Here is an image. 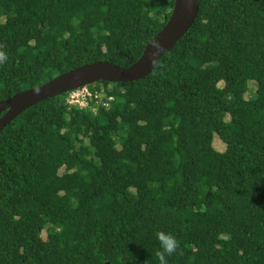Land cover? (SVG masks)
I'll use <instances>...</instances> for the list:
<instances>
[{
	"label": "trees",
	"instance_id": "16d2710c",
	"mask_svg": "<svg viewBox=\"0 0 264 264\" xmlns=\"http://www.w3.org/2000/svg\"><path fill=\"white\" fill-rule=\"evenodd\" d=\"M197 1L147 76L0 130V264H159L157 230L180 241L168 264H264V0ZM173 2L0 0V101L132 65Z\"/></svg>",
	"mask_w": 264,
	"mask_h": 264
},
{
	"label": "water",
	"instance_id": "95a60500",
	"mask_svg": "<svg viewBox=\"0 0 264 264\" xmlns=\"http://www.w3.org/2000/svg\"><path fill=\"white\" fill-rule=\"evenodd\" d=\"M198 12L197 0H174L162 29L144 47L132 65L120 68L107 62H95L70 70L34 89L19 92L0 101V130L27 108L51 97L97 82H130L147 76L163 53L190 28Z\"/></svg>",
	"mask_w": 264,
	"mask_h": 264
},
{
	"label": "clouds",
	"instance_id": "9594fccd",
	"mask_svg": "<svg viewBox=\"0 0 264 264\" xmlns=\"http://www.w3.org/2000/svg\"><path fill=\"white\" fill-rule=\"evenodd\" d=\"M7 59L6 53L0 51V64L4 63ZM156 240L159 243V249L156 251V256L159 259V264H168L167 256L179 251L180 241L177 236L164 230H157Z\"/></svg>",
	"mask_w": 264,
	"mask_h": 264
},
{
	"label": "built area",
	"instance_id": "2783aa9c",
	"mask_svg": "<svg viewBox=\"0 0 264 264\" xmlns=\"http://www.w3.org/2000/svg\"><path fill=\"white\" fill-rule=\"evenodd\" d=\"M92 94L91 92L88 90V88L86 86L83 87H79L76 89H73L71 91H68L67 94V103L69 104H78L79 106H86L87 105V101L88 98H91ZM95 97H97L95 95ZM112 100V97H106L105 101L101 102V105L104 108H107L110 104ZM97 104V102H95Z\"/></svg>",
	"mask_w": 264,
	"mask_h": 264
},
{
	"label": "rangeland",
	"instance_id": "374dc122",
	"mask_svg": "<svg viewBox=\"0 0 264 264\" xmlns=\"http://www.w3.org/2000/svg\"><path fill=\"white\" fill-rule=\"evenodd\" d=\"M94 85V84H93ZM249 87L251 88L250 91L245 94V97H250L252 95V91L254 89V83H250ZM212 146L215 150L222 152L225 149V145L219 140V138L217 136L214 135L213 141H212ZM117 149L120 148L119 144L116 146ZM41 237L43 239L46 238V234L43 232Z\"/></svg>",
	"mask_w": 264,
	"mask_h": 264
}]
</instances>
